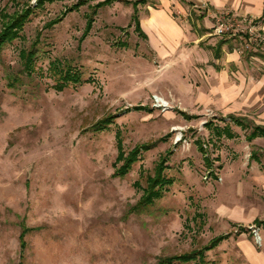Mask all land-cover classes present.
I'll return each mask as SVG.
<instances>
[{
    "label": "rangeland",
    "instance_id": "374dc122",
    "mask_svg": "<svg viewBox=\"0 0 264 264\" xmlns=\"http://www.w3.org/2000/svg\"><path fill=\"white\" fill-rule=\"evenodd\" d=\"M78 1L0 0V31L1 14L33 10L0 51V264H158L218 236L227 238L205 253L207 264H247L237 243L253 240L236 232L231 216L264 220V194L251 180L264 175V165L259 174L251 162L264 163V137L249 142L248 119L242 131L178 99L198 87L196 69L178 63L179 55L152 54L131 20L126 1L134 0L96 9L84 38L87 15L102 0L68 12ZM146 7H138L141 21ZM21 50L35 54L30 75ZM65 72L80 82L59 91ZM152 95L170 107H153ZM108 115L112 123L93 131ZM117 136L125 153L149 146L123 177L113 176ZM162 158V197L138 207Z\"/></svg>",
    "mask_w": 264,
    "mask_h": 264
},
{
    "label": "crops",
    "instance_id": "0c3cea01",
    "mask_svg": "<svg viewBox=\"0 0 264 264\" xmlns=\"http://www.w3.org/2000/svg\"><path fill=\"white\" fill-rule=\"evenodd\" d=\"M136 1H126L132 7L131 20L135 10L143 39L152 54L166 61H172L179 55L178 63L185 68L192 65L196 69L198 87L191 90L192 97H186L183 92L179 93L178 99L187 102L189 109L193 104L210 108L220 115H215L213 120L231 123L242 131L248 128H242L232 120L243 122L248 119L258 128L257 136L249 142L263 139L264 50L240 53L238 41L211 36L209 15L230 12L262 19L261 33L264 35V0H157L158 5L145 0L134 9L132 3ZM140 5H147L142 21L138 16ZM232 130V126H225L223 132L230 136ZM249 134L245 137L247 141ZM251 162L260 174L259 167L264 163L255 156ZM249 163L247 161V166ZM255 177L251 179L252 183H257L259 192L264 194V175ZM231 219L236 223L233 226L240 236L245 233L251 236L249 226L259 227L260 248H256L252 236L253 243L242 238L237 245L247 264H264V220L240 212L234 213Z\"/></svg>",
    "mask_w": 264,
    "mask_h": 264
},
{
    "label": "trees",
    "instance_id": "16d2710c",
    "mask_svg": "<svg viewBox=\"0 0 264 264\" xmlns=\"http://www.w3.org/2000/svg\"><path fill=\"white\" fill-rule=\"evenodd\" d=\"M55 1H65V0H36L35 7H42L45 3H52ZM89 1H95V0H79L75 5L72 6V8H69L67 11L72 12L76 11L79 7L87 4ZM113 1L116 0H102L95 4L93 6V11L89 16L87 15L86 19V26L85 30L83 32L82 38L86 37L89 31L92 28L93 23V15L95 14V10L99 9L101 7H104L106 5H109ZM145 0H138L136 2H133L132 5L134 9H136V6L140 3H144ZM130 3V2H126ZM33 13V10L30 6H27L26 8L22 9L20 12H16L12 15L7 14H1V17L3 20L2 28L0 31V51L2 47L8 43L13 41L14 39L19 38L20 31L22 30L24 24L29 20V17ZM66 13L64 12L63 16ZM132 21L135 25V31L138 33L140 37H144L143 33L140 31L138 20L136 17V11L134 10V14L132 16ZM61 22V18H56L53 21H50L46 24V28H51L54 25ZM20 55L22 60L24 61L22 65V71L26 73L27 75H30L32 73L33 69V59L35 54L32 52V50H21ZM60 82L56 84V87L59 91L64 89L65 85L70 81L73 83L80 82L79 78L75 75H70V73L65 72L63 76L59 77ZM137 110H140L141 108H136ZM114 119V116L108 115L104 119L98 121L93 126V131L100 132L108 127L112 123V120ZM236 125L241 126L242 128H246L245 125H243V122H240L237 119L232 120ZM257 130L258 128L252 127V131L250 132L248 136V141H251L253 138L257 136ZM225 131V130H224ZM263 133V131H262ZM218 135H220V132H217ZM117 141V157L115 159V171L113 173L114 177H123L126 175V173L129 171L131 165L137 160V156L144 151H148L149 146H146L144 144L135 146L130 152L125 153L122 149L121 140L119 136L116 137ZM202 150V148H200ZM165 159L162 158L160 162L157 164L154 175L152 177H147L146 179V188L143 191V196L141 200L138 203V207H147L152 205L156 200L160 199L162 197V191L165 181H164V170H165ZM137 209V207H135ZM24 233L23 231L20 234L19 241H20V247L23 249L25 247V242L23 240ZM227 236H218L213 239H211L205 246H203L200 249L192 250L187 253H183L176 256H171L163 259L158 260V264H189L191 262H194L196 264H207L205 261V253L208 251H211L215 249L223 240H225Z\"/></svg>",
    "mask_w": 264,
    "mask_h": 264
},
{
    "label": "built area",
    "instance_id": "2783aa9c",
    "mask_svg": "<svg viewBox=\"0 0 264 264\" xmlns=\"http://www.w3.org/2000/svg\"><path fill=\"white\" fill-rule=\"evenodd\" d=\"M211 27L210 35L239 42L240 53L253 50H264V35L262 30V19L250 15H236L230 12L220 14H210ZM153 107L166 111L170 107V102L159 95H152ZM207 117L214 119L212 112H207ZM181 141V136L176 138L175 143ZM220 181V179H218ZM254 243L261 246L262 238L259 227L252 225L248 227Z\"/></svg>",
    "mask_w": 264,
    "mask_h": 264
}]
</instances>
